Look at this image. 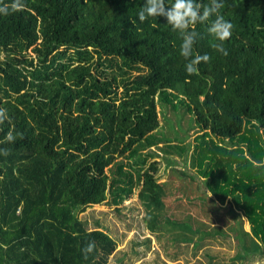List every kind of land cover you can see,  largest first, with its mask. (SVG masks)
<instances>
[{
    "label": "trees",
    "instance_id": "16d2710c",
    "mask_svg": "<svg viewBox=\"0 0 264 264\" xmlns=\"http://www.w3.org/2000/svg\"><path fill=\"white\" fill-rule=\"evenodd\" d=\"M13 2L0 7L11 12ZM23 3L0 13V141L10 129L16 137L0 143L9 150L0 154V264H107L113 243L76 212L129 195L139 175L112 178L106 168L153 144L159 104L193 115L202 133L191 178L204 194L232 197L264 254V0H223L234 26L227 56L208 32L215 17L192 26V58L211 59L191 75L166 18L139 20L145 0ZM143 181L152 188L149 175Z\"/></svg>",
    "mask_w": 264,
    "mask_h": 264
},
{
    "label": "rangeland",
    "instance_id": "374dc122",
    "mask_svg": "<svg viewBox=\"0 0 264 264\" xmlns=\"http://www.w3.org/2000/svg\"><path fill=\"white\" fill-rule=\"evenodd\" d=\"M157 109L153 144L139 146L106 168L112 178L120 171L135 180L139 175L129 195L119 204L109 195L107 201L76 212L89 233L113 243L107 264H264V254L254 251L257 240L232 197L204 194L190 176L195 173L191 152L202 133L200 125L183 109L160 104ZM146 174L152 188L143 181ZM236 233L244 236L242 245Z\"/></svg>",
    "mask_w": 264,
    "mask_h": 264
},
{
    "label": "clouds",
    "instance_id": "9594fccd",
    "mask_svg": "<svg viewBox=\"0 0 264 264\" xmlns=\"http://www.w3.org/2000/svg\"><path fill=\"white\" fill-rule=\"evenodd\" d=\"M24 7L23 0H14L10 5L11 12L21 11ZM222 8H224L223 0H210L209 5H202L198 0H173L171 5L167 4L166 0H145L142 10L138 13V18L141 22H144L148 17H164L172 30L180 33L182 39L180 54L186 60H190L186 65V71L191 75L197 73V65L201 62L208 63L211 59L207 54L196 55L192 58L193 46L199 35L197 32L190 30L192 26L198 23L204 24L210 18L215 17L208 28V32L218 41L213 47L224 56L229 54L224 47V42L231 38L234 26L221 14ZM11 12L8 5L0 7V13L4 15H9ZM6 119H8L6 110L0 109V124H3ZM15 139L13 130L10 129L5 139L0 141V143H11ZM0 154L8 155L9 150L0 149ZM94 249L95 243L89 242L82 250L85 254V259Z\"/></svg>",
    "mask_w": 264,
    "mask_h": 264
},
{
    "label": "built area",
    "instance_id": "2783aa9c",
    "mask_svg": "<svg viewBox=\"0 0 264 264\" xmlns=\"http://www.w3.org/2000/svg\"><path fill=\"white\" fill-rule=\"evenodd\" d=\"M17 211H19V208L17 209Z\"/></svg>",
    "mask_w": 264,
    "mask_h": 264
}]
</instances>
